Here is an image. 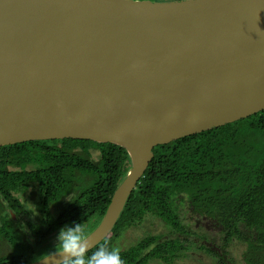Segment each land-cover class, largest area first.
<instances>
[{
	"label": "water",
	"instance_id": "95a60500",
	"mask_svg": "<svg viewBox=\"0 0 264 264\" xmlns=\"http://www.w3.org/2000/svg\"><path fill=\"white\" fill-rule=\"evenodd\" d=\"M263 111L264 0H0V148L87 140L130 157L88 252L156 147Z\"/></svg>",
	"mask_w": 264,
	"mask_h": 264
},
{
	"label": "trees",
	"instance_id": "16d2710c",
	"mask_svg": "<svg viewBox=\"0 0 264 264\" xmlns=\"http://www.w3.org/2000/svg\"><path fill=\"white\" fill-rule=\"evenodd\" d=\"M154 155L113 232L87 255L113 249L120 234L154 216L172 237L140 240L119 252L122 264H172L191 247L224 264L234 242L245 247L244 264H264V111L158 146ZM130 169L127 151L112 144L55 140L1 147L0 264L39 261L51 238L73 223L90 235ZM179 200L206 231L222 234V244L185 232Z\"/></svg>",
	"mask_w": 264,
	"mask_h": 264
},
{
	"label": "rangeland",
	"instance_id": "374dc122",
	"mask_svg": "<svg viewBox=\"0 0 264 264\" xmlns=\"http://www.w3.org/2000/svg\"><path fill=\"white\" fill-rule=\"evenodd\" d=\"M157 1L160 2L161 0H157ZM163 1H174V0H163ZM176 202H177L176 208L178 214L180 215L182 221L185 220V223L188 224L189 226L188 229L185 230V232L189 233L192 236L196 234H198L199 236L205 235L207 237V243L209 241L208 244H211L212 240L213 242L214 241L216 242L217 240L220 244H222L221 242L222 234H217V231L214 230V228L212 229L210 228L211 229L210 231H206V228L201 223L198 224L196 218L193 219L191 218L190 213L187 212L189 208L186 204L181 203L180 200ZM83 233L85 234V232ZM57 235L58 234L54 235L51 238V241L47 244V247L42 250L41 252L42 259L57 252H60L59 247L55 246L57 242L56 240ZM172 235H173V230L167 227L164 223H162L160 219L154 216H148L141 225L120 234L113 243V246L114 249H118L120 252L147 237H153V236L172 237ZM84 236L86 238L89 235L86 236L85 234ZM244 248L245 247L243 245L237 242L231 244L227 252L228 255L226 257L227 263L229 262V264H244V261L242 259ZM149 264H167V263L156 261V262H150ZM172 264H217V263L210 255L206 254L203 251H199L195 247H191V249L188 251V253L185 254V256L174 260Z\"/></svg>",
	"mask_w": 264,
	"mask_h": 264
},
{
	"label": "clouds",
	"instance_id": "9594fccd",
	"mask_svg": "<svg viewBox=\"0 0 264 264\" xmlns=\"http://www.w3.org/2000/svg\"><path fill=\"white\" fill-rule=\"evenodd\" d=\"M56 240L62 257L59 264H122L118 249L102 246L87 255L89 244L79 223L62 227Z\"/></svg>",
	"mask_w": 264,
	"mask_h": 264
},
{
	"label": "flooded vegetation",
	"instance_id": "af4514ba",
	"mask_svg": "<svg viewBox=\"0 0 264 264\" xmlns=\"http://www.w3.org/2000/svg\"><path fill=\"white\" fill-rule=\"evenodd\" d=\"M27 221V219H25ZM25 224V222H23Z\"/></svg>",
	"mask_w": 264,
	"mask_h": 264
}]
</instances>
